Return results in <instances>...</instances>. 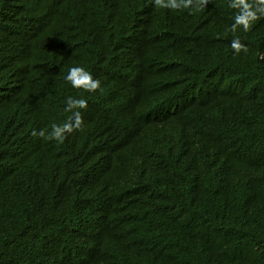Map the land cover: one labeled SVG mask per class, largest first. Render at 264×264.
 Wrapping results in <instances>:
<instances>
[{"label":"trees","instance_id":"16d2710c","mask_svg":"<svg viewBox=\"0 0 264 264\" xmlns=\"http://www.w3.org/2000/svg\"><path fill=\"white\" fill-rule=\"evenodd\" d=\"M110 7L0 0V264H264V5ZM84 62L83 126L32 136Z\"/></svg>","mask_w":264,"mask_h":264},{"label":"clouds","instance_id":"9594fccd","mask_svg":"<svg viewBox=\"0 0 264 264\" xmlns=\"http://www.w3.org/2000/svg\"><path fill=\"white\" fill-rule=\"evenodd\" d=\"M106 1L110 2L111 7L107 10V14L110 16L112 14L113 6L122 12H126V10H124V5L126 6L132 0ZM207 2L208 0H197V5H204ZM154 3L157 7L179 9L181 7L188 8L193 4V0H154ZM240 3L243 4L244 0H240ZM259 3L264 5V0H259ZM248 7L250 6H246V8ZM258 11L264 13V7L259 8ZM126 15L132 18V14L127 13ZM255 18V12L246 11L244 15L236 17V24L232 26V30L234 31L237 25L242 24L244 30L247 31L249 28V20ZM231 47L236 53H239L241 50L247 51L246 46L240 43L239 37H236L233 40ZM104 60V58L97 59V65L101 67L104 66ZM116 61L118 65H122L123 67L127 66V60L125 58H117ZM84 64L86 67L80 64L70 65L65 71V80L73 88L70 89L66 87L67 90L65 91V96L62 99L65 103V111H68L71 114L70 118L61 124L52 123L49 131H47V129H40L39 131L34 129L31 132L32 136H39L45 140H55L59 143H63V141L70 136V134H72L75 130H79L83 126V117L79 109L87 108L88 97L90 94L99 90L103 84L101 75L87 63L84 62ZM30 65H32V63L26 59L25 66ZM112 69L116 70V67H112ZM263 165L264 163L262 159V166L259 172H262Z\"/></svg>","mask_w":264,"mask_h":264},{"label":"bare ground","instance_id":"6f19581e","mask_svg":"<svg viewBox=\"0 0 264 264\" xmlns=\"http://www.w3.org/2000/svg\"><path fill=\"white\" fill-rule=\"evenodd\" d=\"M10 50V49H9Z\"/></svg>","mask_w":264,"mask_h":264}]
</instances>
